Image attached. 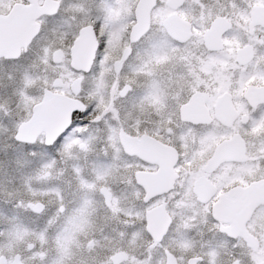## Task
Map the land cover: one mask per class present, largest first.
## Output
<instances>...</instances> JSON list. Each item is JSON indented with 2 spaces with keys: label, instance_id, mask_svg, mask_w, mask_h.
Masks as SVG:
<instances>
[{
  "label": "snow or ice",
  "instance_id": "obj_1",
  "mask_svg": "<svg viewBox=\"0 0 264 264\" xmlns=\"http://www.w3.org/2000/svg\"><path fill=\"white\" fill-rule=\"evenodd\" d=\"M0 264H264V0H0Z\"/></svg>",
  "mask_w": 264,
  "mask_h": 264
}]
</instances>
